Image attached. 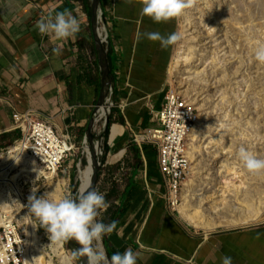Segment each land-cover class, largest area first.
<instances>
[{"label":"crops","instance_id":"obj_1","mask_svg":"<svg viewBox=\"0 0 264 264\" xmlns=\"http://www.w3.org/2000/svg\"><path fill=\"white\" fill-rule=\"evenodd\" d=\"M141 3L100 0L116 110L102 141L103 162L120 182L104 191L109 206L100 210V221L117 222L104 235L107 251L111 256L130 248L137 253L136 264H221L223 256H230L232 264H264V221L213 232L186 227L163 199L156 150L132 143L130 128L157 125L169 90L174 44L161 47L143 34L167 36L178 27L177 18L154 22L141 16ZM58 11L78 19L74 37L59 40L37 30L38 20ZM98 90L87 0H0V152L19 139L14 112H31L66 133L77 153Z\"/></svg>","mask_w":264,"mask_h":264},{"label":"rangeland","instance_id":"obj_2","mask_svg":"<svg viewBox=\"0 0 264 264\" xmlns=\"http://www.w3.org/2000/svg\"><path fill=\"white\" fill-rule=\"evenodd\" d=\"M188 2L184 14L177 17L178 39L173 44L168 87L191 104L198 121L188 135V155H192V158L189 156L190 173L182 183L180 201L172 214L193 231L204 232L189 221L200 224L206 219L216 223L252 213L256 206L263 209L264 172L250 174L237 153L243 146L252 154L264 157V64L254 58L257 45L264 44V0ZM178 55L181 60L175 67ZM81 147L74 157L69 180L66 173L53 180L63 183L55 196L51 194L50 182L42 178L36 180L34 175L29 179L18 178V185L26 182L25 187L36 190V195L75 197L78 186L75 164L82 155ZM102 155L104 159L105 153ZM29 165L36 168L32 161L19 159L4 177L10 181L14 174ZM105 169L102 160L95 189L104 193V198V191L109 186L120 184ZM160 182L163 184L162 177ZM0 184L3 187H0V196L6 204L4 196L8 193L9 183L0 181ZM73 187L75 192L72 194ZM19 209L18 206L7 207L5 212L15 218ZM25 211L21 212L24 223ZM100 214L96 219L101 220ZM262 221L264 218L239 227H219L215 231ZM35 240L37 246L32 244L30 264L33 261L39 264V256L48 264H61L56 255V240L49 239L43 228L38 227ZM61 246L69 257V264H76L66 241Z\"/></svg>","mask_w":264,"mask_h":264},{"label":"built area","instance_id":"obj_3","mask_svg":"<svg viewBox=\"0 0 264 264\" xmlns=\"http://www.w3.org/2000/svg\"><path fill=\"white\" fill-rule=\"evenodd\" d=\"M12 120L14 128L19 131V139L13 145L17 144L43 172L53 177L66 173L69 180L76 155L69 136L47 119L38 118L31 112H14ZM195 123L196 110L173 88H169L165 104L158 113L157 125L142 131L130 128L134 145L141 147L149 144L157 152L159 171L165 187L163 199L171 212L179 204L182 183L190 173L188 134ZM8 148L0 154L8 152ZM75 166L78 168V164ZM26 185V182H19L18 193H7L4 197V203L9 208L20 207V215L11 218L0 209V264H29L32 257L33 249L21 215L23 210H27V198L31 194V189ZM37 232L38 227L35 229Z\"/></svg>","mask_w":264,"mask_h":264},{"label":"clouds","instance_id":"obj_4","mask_svg":"<svg viewBox=\"0 0 264 264\" xmlns=\"http://www.w3.org/2000/svg\"><path fill=\"white\" fill-rule=\"evenodd\" d=\"M188 7V0H142L140 15L147 16L154 22H162L183 15ZM37 30L42 34H51L56 39L67 40L80 30V24L70 12L58 11L54 16L38 20ZM143 35L151 41H158L161 47L178 39L175 33L164 36L158 31ZM254 58L264 64V44L257 45ZM237 154L250 174L264 172V157L252 154L243 146ZM108 206L104 193L95 188L82 190L76 198L68 194L55 198L45 193L36 195V190L31 189L27 198L26 215L31 224L47 232L49 239L61 243L70 239L76 241L80 247L72 250V256L85 257V264H136L137 253L132 249H126L123 253L114 252L109 257L102 247L103 236L111 233L117 223L113 220L105 224L96 219L100 210L107 209ZM221 264H232L231 257H221Z\"/></svg>","mask_w":264,"mask_h":264},{"label":"bare ground","instance_id":"obj_5","mask_svg":"<svg viewBox=\"0 0 264 264\" xmlns=\"http://www.w3.org/2000/svg\"><path fill=\"white\" fill-rule=\"evenodd\" d=\"M180 60H181V57H180V55H178L176 58V63L174 62L175 67H177L179 65ZM104 112H105V108L103 106L98 109V111L95 114V117H96V124L95 125H97L101 121L100 119L104 116ZM197 121H198V118L196 117V123L195 124H197ZM81 150H82V155L78 161V168H77V180H78L77 195L75 197H78L80 195L81 191L88 188L89 184H90V167H89L88 163L86 162V159L89 158V149L87 147L86 142L82 143ZM189 156L192 158V155H189ZM19 159H21V161L24 159L30 160L25 155V153L19 148V146L17 144L10 146L8 148V152L3 153L1 156V159H0V181H4L6 183H9L8 189L5 188V189H7L8 194H10L12 192L18 193V191L20 189V187L18 185V178L23 177L25 179H29L32 175L35 176V179L40 176V177H42V179L44 181H47L48 183L50 182V184H51L50 186L52 188L51 194L53 196L56 195V192H55L56 190L62 189V187H63L62 182L55 183L53 180L56 177H53V176L47 174L46 172H43V170L33 161H32V163L36 168H34L33 166H30V165L26 166V167L22 168L17 174H14L12 176V178H10V181L9 180L7 181L6 177H4L7 170L9 168L14 167L15 162H18ZM7 175H8V173H7ZM261 203L262 202L260 200V204ZM7 207L8 206L6 204H3L2 198L0 196V209H2L4 211H8ZM251 212L252 213H248L244 216H237V218H235L233 220H222L220 222L213 223L210 220L205 219V220L201 221L200 224H196L193 221H189V223L197 229H203L205 232L213 231L219 227L233 228V227H239V226H243V225H247V224H252V223L261 221V219L264 218V204H263L262 210H260V208L258 206H256L255 208H253V210ZM26 214H27V211H25V216H26L25 221L27 223V224L25 223L26 224V233H27L28 237H30V239H31V241H30L31 247H32V244L34 246L35 245L37 246L36 240H35L37 234L35 233L34 225L29 222L28 216ZM1 223H2V220H0V225H1ZM74 242H75V245L77 247H80V245L76 241H74ZM55 250H56V255L58 256V259H60L61 264H69V262H70L69 257L64 252V250L61 246V242H57V241L55 242ZM31 259H33V257ZM31 259L29 261V264H30V262H32ZM37 260L39 261V264H48L47 262H45V260L41 256H39L37 258ZM33 264H34V261H33Z\"/></svg>","mask_w":264,"mask_h":264},{"label":"water","instance_id":"obj_6","mask_svg":"<svg viewBox=\"0 0 264 264\" xmlns=\"http://www.w3.org/2000/svg\"><path fill=\"white\" fill-rule=\"evenodd\" d=\"M88 1L89 30L93 42L94 54L97 64L99 90L96 104L92 110L91 117L86 126L83 143L86 142L89 149V158L86 159L90 167V184L88 188H95L99 173V167L103 160L102 141L106 137L113 109V78L111 66L106 47V33L100 10V0ZM105 108L104 116L97 127L95 114L100 107ZM75 187L72 188V194ZM73 197V196H72ZM76 198V197H73ZM71 253L78 248L74 240L66 241ZM76 264H85V257H73Z\"/></svg>","mask_w":264,"mask_h":264},{"label":"trees","instance_id":"obj_7","mask_svg":"<svg viewBox=\"0 0 264 264\" xmlns=\"http://www.w3.org/2000/svg\"><path fill=\"white\" fill-rule=\"evenodd\" d=\"M109 61H110V65H111V59H109ZM113 115H116V110H115V109H112L111 118H110V124L113 123ZM135 150H136L137 152H139V151H138V150H139L138 148H136ZM105 151H106V148H104V152H105ZM98 175H99V173H98ZM102 244H103L105 250L107 251L108 243H107V241H106V239H105L104 236H103V238H102ZM107 255L110 257L108 251H107Z\"/></svg>","mask_w":264,"mask_h":264}]
</instances>
